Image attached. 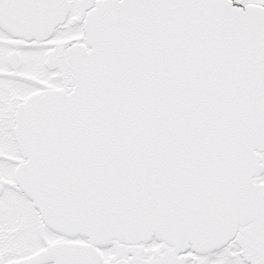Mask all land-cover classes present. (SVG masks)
Here are the masks:
<instances>
[{"label":"snow or ice","instance_id":"6c2138e0","mask_svg":"<svg viewBox=\"0 0 264 264\" xmlns=\"http://www.w3.org/2000/svg\"><path fill=\"white\" fill-rule=\"evenodd\" d=\"M0 264H264V0H0Z\"/></svg>","mask_w":264,"mask_h":264}]
</instances>
